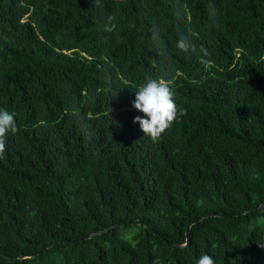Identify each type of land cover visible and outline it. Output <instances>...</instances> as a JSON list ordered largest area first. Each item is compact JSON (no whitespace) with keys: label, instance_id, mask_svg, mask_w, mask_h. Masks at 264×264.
<instances>
[{"label":"trees","instance_id":"1","mask_svg":"<svg viewBox=\"0 0 264 264\" xmlns=\"http://www.w3.org/2000/svg\"><path fill=\"white\" fill-rule=\"evenodd\" d=\"M149 79L184 113L157 143ZM0 108V264H264V0H0Z\"/></svg>","mask_w":264,"mask_h":264},{"label":"clouds","instance_id":"2","mask_svg":"<svg viewBox=\"0 0 264 264\" xmlns=\"http://www.w3.org/2000/svg\"><path fill=\"white\" fill-rule=\"evenodd\" d=\"M113 29L114 25L112 28H106L107 31ZM176 47L183 53L195 50L194 45L183 35L178 39ZM174 96L171 82L165 79H149L135 92L132 108L142 116H136L133 123H138L143 136L154 143L160 142L164 133L177 121L178 115L184 114L177 108ZM17 131L15 113L0 108V156H3L6 150L7 136ZM257 246L264 248V243H258ZM196 264H216V262L212 256L202 254Z\"/></svg>","mask_w":264,"mask_h":264},{"label":"water","instance_id":"3","mask_svg":"<svg viewBox=\"0 0 264 264\" xmlns=\"http://www.w3.org/2000/svg\"><path fill=\"white\" fill-rule=\"evenodd\" d=\"M262 207H264V204H262V205L259 206V208H262ZM235 215L237 216V215H239V213H236ZM219 216H222V217H223V216H226V215H225V214H221V213H210V214L205 215L204 218H209V217H219ZM202 220H203V219H193V220H192V221L186 226V229H185V243H184V244H175V243H170V242H167V241H166V244H167L168 246H170L171 248H173V249H176V248H183V247H188V246L190 245V229H191V227H192L194 224H196V223H198V222H200V221H202ZM129 224H132V223H129ZM135 224H137V225H143L145 228H149V226H148L147 224H144V223H142V222L139 221V220L136 221ZM124 225H125V223L121 224L120 226H124ZM113 227H117V226H113ZM113 227H111V228H113ZM108 230H109V229H106V230H104V231H98V232H95V233H91V234H89V235L83 237L82 239H90V238H92V237H94V236H96V235H100V234H102V233H105V232H107ZM153 233H154L155 235H157V233H156L155 231H153ZM77 240H81V239H74V240H71V242H75V241H77ZM60 242H69V240H68V239H61V240L57 241L56 243L50 245L49 247L44 248L43 251H46V250H48V249L54 247L55 245L59 244ZM40 253H41V251L33 252V253L30 254V255H22V256H19V258L35 257V256H37V255L40 254Z\"/></svg>","mask_w":264,"mask_h":264}]
</instances>
